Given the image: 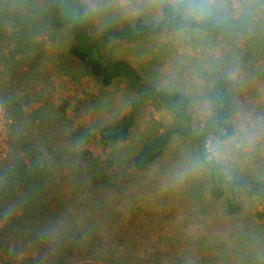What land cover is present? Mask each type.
<instances>
[{"label": "rangeland", "instance_id": "1", "mask_svg": "<svg viewBox=\"0 0 264 264\" xmlns=\"http://www.w3.org/2000/svg\"><path fill=\"white\" fill-rule=\"evenodd\" d=\"M12 1L0 0V108L9 147L0 163V264H32L35 250L16 244L47 239L50 221L59 241L51 264H264V213L256 215L263 201L243 196V212L228 217L194 149L179 138L146 172H133V155L173 123L171 115L147 106L126 143L104 145L100 129L128 109V86L106 89L91 79L69 56L66 33H37L35 56L17 47L8 38ZM83 1L96 28L134 17L159 22L163 3L183 1L188 18L213 15L232 29L223 37L175 33L113 55L157 87L186 92L197 121L207 112L206 81L229 77L236 134L226 143L209 140V153L229 179L264 175V0ZM16 3L18 16L28 17L25 3ZM32 162L38 170L28 172ZM36 176L38 184L27 186L46 191L45 200L26 201L15 190Z\"/></svg>", "mask_w": 264, "mask_h": 264}, {"label": "trees", "instance_id": "2", "mask_svg": "<svg viewBox=\"0 0 264 264\" xmlns=\"http://www.w3.org/2000/svg\"><path fill=\"white\" fill-rule=\"evenodd\" d=\"M13 1L16 5L10 6L11 11L9 12L12 13L13 34L8 38L17 39V47L27 45L29 53L33 52V56H35L39 51L40 43L35 45L32 44V41L36 38L37 33L45 31L47 27L48 32H53L52 39L66 33L69 56L81 64L91 79L96 80L106 89L118 82L128 86L132 96L128 109L119 118L111 120L100 129V139L104 145L112 147L126 143L137 126L139 114L147 106H152L171 115L173 123L143 144L133 155L131 160L133 172H146L163 156L173 139L179 138L194 149L200 164L207 172L210 194L213 199L223 200L224 211L228 217L238 216L243 212L241 202L243 196L257 197L264 203V175L249 181L242 177L229 179L225 169L209 153V140L215 139L220 143H226L236 134L231 123L235 108V93L233 81L229 77L216 75L206 81L203 99L207 104V112L203 121H197L193 116L192 99L186 92L179 91L180 89L169 92L157 87L129 61L113 55V51L144 44L155 38L175 33L200 32L214 37L229 36L231 33L228 31L233 30L228 29L220 18L209 15L200 20L190 19L186 15V3L183 1L166 2L160 6L162 19L159 22H148L141 17H134L126 22H115L96 28L87 19V5L83 0ZM16 2L25 3L23 8H29L28 17L18 16ZM32 5L35 11L31 9ZM3 31L5 32V29ZM16 71L21 76L28 74L24 72L22 66ZM47 84L49 83L40 84L41 90H44ZM33 95L42 96L41 91ZM18 147L15 145V148ZM15 148L13 149L17 152ZM32 163L28 172L32 169L38 170L36 164ZM32 179L31 182L26 179L25 183L20 184L21 188H16V194H22L26 201L29 199L33 202L44 201L46 191H43L42 188H35V185H33L34 188L27 186L28 184L32 186V183L37 181V176ZM38 182L39 180L37 184ZM47 183L45 180V187ZM43 208L45 211L48 210L45 205ZM263 213L264 205L262 212L256 215L263 218ZM52 214L53 211L49 216ZM48 224L49 228L45 229L49 232V237H45L47 239L41 238L37 241L36 238L16 244L23 245L25 248L29 244V251L35 250L32 264H51L54 248L56 249L55 245L59 241L55 237V225L52 221ZM62 264L67 263L62 262Z\"/></svg>", "mask_w": 264, "mask_h": 264}, {"label": "built area", "instance_id": "3", "mask_svg": "<svg viewBox=\"0 0 264 264\" xmlns=\"http://www.w3.org/2000/svg\"><path fill=\"white\" fill-rule=\"evenodd\" d=\"M6 117L5 112L0 108V163H2L9 153V147L6 142Z\"/></svg>", "mask_w": 264, "mask_h": 264}]
</instances>
